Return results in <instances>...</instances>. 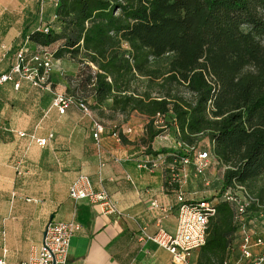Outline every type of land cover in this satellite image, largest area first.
I'll return each instance as SVG.
<instances>
[{
	"label": "trees",
	"instance_id": "16d2710c",
	"mask_svg": "<svg viewBox=\"0 0 264 264\" xmlns=\"http://www.w3.org/2000/svg\"><path fill=\"white\" fill-rule=\"evenodd\" d=\"M48 13L47 32L22 33L29 51L58 44L51 59L79 57L94 68L87 82L96 105L110 100L114 113L148 118L151 138L171 131L183 147L158 154L175 173L182 157L192 162L209 150L226 168L216 194L203 199L216 214L198 264H247L241 229L253 240L264 234L249 222L251 208L264 207V0H54ZM35 20L41 26L43 12ZM157 115L164 129L154 125ZM203 135L212 149L196 142ZM184 146L194 151L186 155ZM233 185L253 199L239 217L222 199Z\"/></svg>",
	"mask_w": 264,
	"mask_h": 264
},
{
	"label": "crops",
	"instance_id": "0c3cea01",
	"mask_svg": "<svg viewBox=\"0 0 264 264\" xmlns=\"http://www.w3.org/2000/svg\"><path fill=\"white\" fill-rule=\"evenodd\" d=\"M53 1L0 0V75L10 71L23 50L25 54L55 52L58 44L32 52L27 41L20 40L22 33L42 31L53 20L48 13ZM37 11L43 12L41 26L35 20ZM65 72L64 59L54 60L50 88L75 98ZM52 98V93L17 76L0 86V259L20 264L36 255L45 228L53 221L79 226L69 243L67 264H172L171 256L151 240L159 229L172 233L176 228L179 187L171 180L172 163L165 157L152 172L140 165L156 160L162 149L178 152L173 136L159 145L146 131L148 118L114 113L108 100L104 108L97 105L113 114L108 119L100 121L91 112L105 129L96 145L91 119L75 106L59 116L50 109ZM121 125L133 128L135 135L119 143L111 135ZM49 135L45 147L34 143ZM191 173L188 168L180 188L184 198L207 199L210 194L195 197ZM79 176L88 179L92 192L108 196L113 213L104 214L97 205L68 197ZM263 233L256 228L257 236Z\"/></svg>",
	"mask_w": 264,
	"mask_h": 264
},
{
	"label": "built area",
	"instance_id": "2783aa9c",
	"mask_svg": "<svg viewBox=\"0 0 264 264\" xmlns=\"http://www.w3.org/2000/svg\"><path fill=\"white\" fill-rule=\"evenodd\" d=\"M42 32H47V29H42ZM25 52L23 50L18 53L15 58V64L10 71L7 74L0 75V86L7 82H12L14 76H17L19 80H26L43 92L52 93L53 98L50 109L55 110L59 116H63L68 108L75 106L84 117L91 119L92 138L95 144L98 145L100 136L105 129L102 123L91 117L88 105L72 96L58 94L50 88L51 56L49 54H37L28 59L25 56ZM154 125L158 126V129H164L162 127V116L157 115L155 117ZM134 135L135 130L133 128L121 125L114 129L111 136L120 143L123 139L129 140ZM51 138L52 135H49L46 139H34V143L42 148L46 146ZM155 140L161 145L170 140V135L166 130H163V133L156 136ZM175 146L177 148L183 147L178 142H175ZM193 151L194 147L184 146L186 155H190ZM164 159L165 156L159 154L156 160L145 162L140 165V168L152 172L159 164L165 162ZM211 161L209 150L198 153L192 162L188 156L182 157L178 163L181 176H178L179 173L176 174L174 172L173 164L170 167L171 180L179 187L176 228L172 233L159 229L151 240L171 256L172 264H188V260L192 255L206 243L209 221L215 216L216 209L211 202L206 200H186L180 188L186 182L187 169L190 164H192L193 177L203 178L205 172L212 164ZM203 182L205 186L209 185V182L204 178ZM68 197L71 200H86L92 205H97L104 214L114 212L108 196L103 192H92L89 181L85 176H79L72 184L68 191ZM222 199L235 207L238 217L245 214L253 202V199L246 191L237 185L227 188L222 195ZM151 206L153 208L157 207L155 202H151ZM78 229L79 226L73 222H49L45 228V236L37 254L20 264H67L69 243ZM241 238L242 243L239 248L241 263L264 264V234L253 240L251 235L242 228ZM252 249H256L257 253L254 254ZM0 264L8 263L0 259Z\"/></svg>",
	"mask_w": 264,
	"mask_h": 264
},
{
	"label": "rangeland",
	"instance_id": "374dc122",
	"mask_svg": "<svg viewBox=\"0 0 264 264\" xmlns=\"http://www.w3.org/2000/svg\"><path fill=\"white\" fill-rule=\"evenodd\" d=\"M64 59L65 63V70L68 77L63 78L66 81L67 87H69V90L72 92V95L75 96V98H82L85 99L84 101L88 103V107L90 112H92V115L96 117L100 121H105L113 114L106 110H101L95 103L94 98H92V91L90 83L87 82V79L90 75L93 74V67H90V69L86 68V64L81 62V59L79 57H70L66 56ZM52 59V64H53ZM181 93L187 97V94L184 90H180ZM188 98V97H187ZM105 103V102H104ZM101 104L102 105H104ZM103 107V106H102ZM101 107V108H102ZM104 108V107H103ZM198 144L205 148L212 149V143L210 142L208 135L199 136L196 140ZM226 170L224 166H222L219 162L215 161L210 165L208 170L205 172L204 179L209 182L208 186L204 185L203 178H194L193 174L191 173V182L194 186V190L196 192L195 197H197V200L203 198L205 195L208 196V194H216L215 193V186L213 185V181L219 180L223 172ZM259 185H264V178H262L261 182H259ZM209 197V196H208ZM250 227L252 228L253 232H256V228L259 232H264V207L261 205L259 208H251L250 213ZM255 226V228H253ZM235 248V246H234ZM200 260L199 252H196L192 255V257L188 260V264H198Z\"/></svg>",
	"mask_w": 264,
	"mask_h": 264
},
{
	"label": "water",
	"instance_id": "95a60500",
	"mask_svg": "<svg viewBox=\"0 0 264 264\" xmlns=\"http://www.w3.org/2000/svg\"><path fill=\"white\" fill-rule=\"evenodd\" d=\"M44 236H45V233L43 234V238H44Z\"/></svg>",
	"mask_w": 264,
	"mask_h": 264
}]
</instances>
